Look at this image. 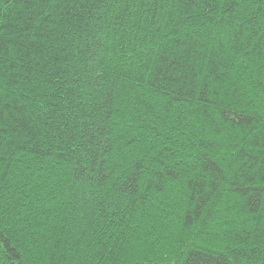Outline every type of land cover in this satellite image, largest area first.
Wrapping results in <instances>:
<instances>
[{
    "label": "trees",
    "instance_id": "16d2710c",
    "mask_svg": "<svg viewBox=\"0 0 264 264\" xmlns=\"http://www.w3.org/2000/svg\"><path fill=\"white\" fill-rule=\"evenodd\" d=\"M0 264H264V0H0Z\"/></svg>",
    "mask_w": 264,
    "mask_h": 264
}]
</instances>
